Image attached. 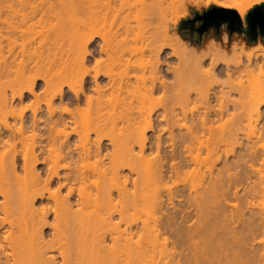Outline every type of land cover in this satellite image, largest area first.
I'll list each match as a JSON object with an SVG mask.
<instances>
[{"label": "bare ground", "instance_id": "bare-ground-1", "mask_svg": "<svg viewBox=\"0 0 264 264\" xmlns=\"http://www.w3.org/2000/svg\"><path fill=\"white\" fill-rule=\"evenodd\" d=\"M175 1L0 0V264H264V243L256 240L264 231V212L258 211L249 218H244L241 211L235 217L232 215L231 223L240 220L244 223L242 228L225 225L228 218L220 217L225 220L222 221L225 227L219 223L224 232L220 234L216 228L218 235L200 238V226L197 237V232L194 236L184 234V225L183 228L177 225L183 213L168 210V205L182 193L168 190L170 194L164 198L160 185L161 191L157 192L161 196L155 192L152 202L141 198V194L150 197L156 185L167 178L166 174L175 176L185 166L195 165V168L200 164L201 158L194 152L199 124L203 127L207 118H190L185 109L191 102L200 99L210 104L218 100L221 107L215 113L218 118L238 105L240 98L244 108L255 115L264 108V86L250 96H242L244 87L240 89L241 85L231 83L232 77L236 78L234 74L240 71L244 75L248 72L253 76L256 71L264 75V54H237L244 44L240 39L232 42L230 49L224 42L209 40L207 51L199 55L176 31L169 33L168 22L184 13ZM190 1L200 6L197 0ZM209 2L220 6L219 0L206 3ZM249 8H238L241 19ZM133 23L143 29L141 33L147 41L139 67L143 81L135 86L133 93L138 100L136 107L128 96L133 89H128V93L123 84H116L110 61L115 40L134 29ZM20 40H25V45L16 52L14 45ZM94 45L97 48L92 50ZM58 52L61 53L59 68ZM232 53L236 55V63L230 61L228 54ZM167 55L177 59L175 65H167L165 69L173 73L171 81L162 76L161 66ZM198 75L212 79L225 77V85L221 89H202L195 79ZM237 78L240 80V76ZM230 84L236 88H230ZM228 87L230 90H226ZM237 87L240 96L235 99L231 90L238 91ZM156 89L163 92L164 99L158 105L163 112L157 110V105L146 108ZM158 121L165 122L162 129L168 134L174 159L168 155L167 161L173 162L169 161L168 166V162L158 161L156 157L158 162L147 163L149 167L135 166L136 157H143L148 146L163 148L162 135L155 129ZM121 123L127 125V132H117ZM231 130L226 133L228 139ZM104 141L113 147L109 156ZM179 148L182 156L177 153ZM248 148L251 147L244 146L242 153L233 159L226 150L217 156L221 168L217 176L212 174L207 191L192 197L196 199L192 204L194 210L201 212L206 208L207 211L211 205L216 208L214 211L220 210L218 193L231 185L236 189L238 183L248 179L246 163L259 153ZM104 155L110 157L107 167L103 163L104 167L88 169L82 163L91 157L101 161ZM19 169L24 172L23 178L18 174ZM139 198L151 206L157 203L158 209L167 207L163 231L173 234V247H166L170 242L167 238L162 247L159 236L144 237L143 231L150 230L147 222L130 223L125 234H120L117 216L129 218L127 214L136 210ZM165 199L170 202L167 204ZM184 215L181 219H185Z\"/></svg>", "mask_w": 264, "mask_h": 264}, {"label": "rangeland", "instance_id": "rangeland-1", "mask_svg": "<svg viewBox=\"0 0 264 264\" xmlns=\"http://www.w3.org/2000/svg\"><path fill=\"white\" fill-rule=\"evenodd\" d=\"M187 1H189V2H185V0H182V1L176 0L175 1L176 4H178V2H179V4H178L179 7H181V9L183 10V12L186 15H184V13L183 14L180 13L178 16H173L172 21L168 22L169 33H170V35H172L173 31H176L187 42V45L189 46V48L192 47L193 49H195L199 55H202L201 53L204 54L205 53L204 51H207L206 45L211 43V42H209V40L210 41L211 40L219 41L220 43L224 42V43H226L227 48L230 49L231 45H233L234 42H237L240 39H242L244 41V44H242L239 47L237 54L244 55L245 53H250V52H253V53L258 52V53L264 54V50H263V48H264V35H262L258 32L255 36L250 35L246 31V27H247L246 19L245 18L241 19L239 13L237 12V10L240 6H247L249 8L250 4L256 5V4H258L264 0H219L220 6H217L211 2L206 3L208 0H197L198 3L200 4V6L199 5L196 6V4L191 3L190 0H187ZM198 6L200 8H198ZM221 8L235 9L238 17L240 18V23L239 24L235 23L234 26L231 28L228 21L224 20V21H221L217 25H215L214 23H211L204 30L200 31L199 28L201 26H203L202 25L203 20L199 16L208 10H211L212 12H214L218 16L220 14H223V12H224ZM251 8H249V9H251ZM187 11H188V13H187ZM133 26H135V27H133L134 29H131L128 33L122 34L121 36L117 37V39L115 40V42H114L115 46H113L114 49L112 48V55H111V57H113L112 58L113 61L111 59H110V61L113 62V63H111V66H113L112 71H113L114 78H116L115 79L116 84L117 85L123 84L122 85L123 88H127L126 90L128 91V93L130 92L128 89H130V90L133 89V90H131V92L129 93L128 96H129L130 100H131V98L133 99L132 105L134 107H136L135 104H138V103H136V102H138V100H137L136 96L133 95V93H134L135 86L142 84V81H143V77H142L143 73L141 71L142 69L141 68L139 69V67H141L140 66L141 57H142L143 51L145 50V46L147 44V41L143 37V33H141V31L143 29L138 27L137 23H133ZM136 26H137V28H136ZM173 29H175V30H173ZM224 34H226V35H224ZM224 36L227 37V38L225 37V39H227V40H225L226 42L223 39ZM25 40H23V41H25ZM23 41L22 40L18 41L17 44L19 46L17 44L14 45L15 47L13 46L15 48L14 50L15 51L17 50L16 52H18L19 50L22 51V49L24 47L23 45H25V44H23ZM26 45H27V43H26ZM96 48H97V45H94L92 50H94ZM60 52L63 53L62 51H60ZM61 53H59L57 56L58 57V61H57L58 68L60 67ZM228 56L230 58V61L234 62L235 60H237V59H235L236 55L234 53H232L231 55L228 54ZM104 58H106V56ZM176 63H177L176 57L171 56V55H167V58L163 59V64L161 66V68L163 69L162 76L167 81L172 80L171 77L173 78V73L171 72V70H167L168 71L167 72L165 69L167 68V65L168 66L170 64L175 65ZM235 63H236V61H235ZM207 67H208V65L204 66V68H206V69H207ZM242 72H244V71H242ZM238 73H237L238 76L236 74H234V77L237 78L240 76V80H238L239 78L236 79V78L232 77L231 83L236 84V85L238 84L241 86L243 85L242 87L238 86V85L237 86L240 87V89L244 87V89L243 90L241 89L242 93L239 92L240 89L238 87H237V89H239L238 91H236V90L233 91V89L231 90L232 96L234 97V95H235V97H234L235 99H236V97H238L239 93L242 94V96H244V95L250 96L251 93H253L254 91H258L259 89H261L264 86V75H260L258 71H256L254 74H252L253 76L248 75L249 74L248 72L245 73L247 76L242 74L241 71ZM183 76H184V74H182V77ZM224 78L225 77L212 79L208 76L203 77L202 75L201 76L198 75L195 77V79H197L198 82L201 83V86L203 87L202 89H206L208 87H215L216 89H221L225 85L224 84ZM243 78H244V80H243ZM200 81H202V82H200ZM203 81H205V82H203ZM240 82L242 84H239ZM232 84H230L231 86H229V87L230 88H233V87L236 88V86L235 85L233 86ZM128 87H130V88H128ZM229 87L226 90H230ZM126 90H124V91H126ZM156 90H158V91H156ZM156 90H155L156 92L155 91L153 92V97L151 99V102L150 101H149L150 103L147 102L146 108H150V107L154 108L157 105L156 106L157 110L162 111L161 110L162 106L159 107L158 105H161L162 104L161 100L164 99L163 98L164 97L163 92L161 91V89H156ZM244 90H245L246 94L244 93ZM127 91H126V93H127ZM115 93H116V91L113 92V95ZM240 94H239V96H240ZM199 100H195V103H194V101L191 102V104L187 106L185 111L189 117L194 116L195 120H198V118H202V117L207 118L206 119L207 122L204 124V125H206V127L204 125H203V127H200L201 124H199V129H198L199 132L197 135L198 140L196 141L197 142L196 143V145H197L196 149L197 148H199V149H197V150L195 149L196 152H194L195 154L200 156V158H201V159L199 158L200 164L196 165V167H195L196 169L193 167L195 165H193V166L191 165L190 167L185 166L184 168H182L183 170L181 171V173L177 174L178 176L177 175L173 176V174H171V173L166 174L167 178L165 177L166 179L163 181V183L161 182L162 184H160V182H159L156 185V187L158 186L159 188L158 187H157V189L155 188L156 190L153 191L152 194H149L150 197L147 198L141 194V198L150 200L149 202H152L151 199L153 197H151V196H153V194L155 192H156L155 194L156 195L158 194L159 196H161L163 194L162 197H164V198H167L168 193L170 194V192L171 193L179 192V194L182 193L180 195H183V196L179 195L180 197L178 196V198L177 197L174 198L173 202H171L168 205V208H169L168 210L174 211V212L178 211L179 214L183 213V215L186 214V215H184L185 219H183V218L181 219L180 216L183 217V215H179V220H178L177 225L181 226V227L184 225L183 226L184 228L182 227L184 234L187 233L188 235L194 236V233L197 232V233H195V236H196L199 231H202L199 233L200 238H202V236H205L206 238H210V237H213V235L216 236V233L218 231H220V234L222 233V231L224 232V229H225L224 227L227 223L230 224V226L233 225L231 227H234V226L239 227L240 226L242 228L244 223L240 220L236 221V223L234 222V224L231 223V221L233 220V218L231 216L233 215V217H235L236 214L240 213V211L245 213V215L243 216L244 218H249L250 216L256 214L258 211L262 212V213L264 212V189H263L264 186H262V183L264 185V110H263L264 108L259 109L260 112L258 113L259 114V117H258V114L255 115V113H253L249 109L244 108V105H242V102H241L242 99L240 98L238 105H235V107H231L228 111H226L225 114H223V116L218 118L215 115V113L220 112V108H221L218 100H213V101H211L210 104H207V103L203 102L202 100H200V101ZM138 106H137V108H138ZM127 107L125 106V108H127ZM245 109H247V110H245ZM154 110H156V109H154ZM247 111L248 112L250 111L249 114ZM262 114H263V116H262ZM207 116H209V117H207ZM258 119H260V120H258ZM208 120H209V123H208ZM183 122H184V120H182V123ZM120 125L121 126L118 127L117 132L118 133L119 132L123 133L124 131L127 132V125H125V124L122 125V123ZM155 125H156V127H155L156 133L161 134L162 138L164 140L163 148L160 150H157L155 147H152V149H151V147L148 148L149 147L148 146L147 150L142 153V154H144L143 157H140L142 155L139 154L140 151H139V149H136V148H138V146H136L135 151L138 150V152L136 151V153H138L140 156L137 154L136 156H139V157L135 156L137 158V161H136V163H134V162L133 163H134V165L137 164V166H139L140 168H143V167L145 168L147 163L153 164L152 161L155 162V160L157 161L158 158H159L158 161H164L165 163L168 162L167 163L168 166L171 164V162H169V161L173 162V160H174L171 156V153H173V151H172V148L170 147L171 145L169 144L170 140L168 139L169 138L168 134H166L167 132H165L163 130L164 127H166L165 122H159L158 121V122H156ZM207 125H208V127H207ZM122 126H124V127L126 126L125 127L126 130ZM162 127H163V129H162ZM229 129L230 130L232 129L230 131L232 133L230 139H228L226 137V133H228ZM176 130H177V127H176ZM151 133L152 132L149 131L148 135H151ZM236 134H237V136H236ZM91 137H92L91 139L93 141L95 139V135H93ZM226 138L228 139V141L226 140ZM226 141L228 142V146H226ZM104 143L106 144V145L104 144L105 147L108 148V150H106L108 153L106 151H104V154L106 152L109 156V152H111L113 150V147L109 143V141L108 142L104 141ZM107 143H109V144H107ZM244 146L246 149L248 146L251 147L248 149H251V152L253 151V153H255L257 151L259 152V153L254 154V158L249 159V161L246 163V170L248 169V171L246 173L248 176L250 175L248 177V179L245 180V181H247L246 184L244 183L245 181L241 182V184L238 183L236 186L237 191H236L235 187L231 185V187L228 190L225 189V191H220L218 193L217 197L221 201V204H220L221 206L219 205V207H221V209L219 208L220 210H218V208H217V210L219 212L214 211L213 209L215 207L212 205L210 208L211 210L209 208L207 209V211L205 208L201 212H199L198 209L194 210V208H192L193 207L192 204H193L194 200L196 202V199L193 198L194 199L193 200L192 197H194V196L196 197L197 193L200 196H201V194H204L208 189L207 186H209L208 183L210 182L211 178L213 177V175L217 176L216 173H218L219 168H221L222 163L217 159V156L226 150L227 152H229V154H228L229 158L232 157V159H233L234 158L233 156L240 155L242 153ZM18 148L20 149V145H18ZM180 149L181 148L177 149V153L180 152V155H181L182 150L180 151ZM239 149H241V150H239ZM239 152H240V154H238ZM182 153H183V151H182ZM158 155H159V157H158ZM168 155L173 160L171 159V160L167 161L169 158ZM183 156H184V154H183ZM255 156H257V157H255ZM156 157H157V159H155ZM103 158L104 159H101V161H99L100 158L97 159L95 157H91L82 163H84V166H86L88 169H94V168L98 169L100 166H102L103 163H104L103 165L105 167H107L110 164V162H109L110 160H108L110 157H107V155H104ZM165 158H167V159L165 160ZM176 158L179 159V157H176ZM178 159H175L176 162H179L180 159L179 160ZM132 160L135 161L134 157ZM98 162H100V163H98ZM60 163L62 164V162L59 161V164ZM106 163H109V164H106ZM148 165L150 166V164H147V167H149ZM37 166L39 169L42 168V165H40V164ZM104 166H102V167H104ZM139 167H135V168H137L136 170H139L140 169ZM147 167H146V169H148ZM100 169L103 170V168H100ZM235 170L236 169H233L232 171H235ZM126 172H128V170ZM139 172H141V171H139ZM18 174L20 175L21 178L24 177V172H22L21 169H19ZM249 183H250V185L248 186ZM239 184H240V186H239ZM160 185L162 187L161 188V190H162L161 195L157 192V190L161 191ZM140 189H139V192H140ZM233 191H235L236 194ZM258 192H260V193H258ZM184 193H186V194H184ZM155 194H154V196H155ZM238 194H240V195L238 196ZM235 195L237 198L235 197ZM190 196H191V198H190ZM155 198H156V196H155ZM155 198H154V200H156ZM0 199H1V196H0ZM139 199H138V202L136 203L137 205L135 204L136 210H132V211H130V214H127V216L129 215V218L126 217V219L124 220L122 218L120 219L119 218L120 216H117L118 219H116V223L119 224L118 229H120L119 230L120 234H122V235L125 234L124 232H125V230H127L126 228H128L130 226V223L131 224L133 223V225L135 223H137L136 225H141L142 223L147 222L148 224H146V225L147 226L149 225L148 228H150V230L152 228V230L151 231L146 230L147 232L150 233V235L146 231H143V236L144 237L148 236L149 238L151 237V235L153 237V234H154V238L156 235H157L156 238L159 236V238H157V239L160 241V246H162V247L165 246L163 240L165 241V239L167 238L166 241L169 240L170 242L167 241L169 245H166V247L169 246L167 248H171V246H172L171 241L173 243V241L175 240V239H173V236H172L173 234H171L170 232L163 231V224H164L165 217H166L165 215L167 214V211H168L167 207H166V210L163 208V210H164L163 211L161 207H159V209H158L157 203H155L156 206H154V205L151 206L150 203H148V201H145V200L142 201L143 199H140V201H139ZM188 199H191V200H188ZM165 200H166L167 204H168V202H170V201H167V199H165ZM191 201H192V203H191ZM119 203L120 204H118V205H121L122 202L119 201ZM207 204H208L207 206L210 207L209 201H207ZM154 209H155V211H154ZM121 210H122V205H121ZM184 211H185V213H184ZM186 211H187V213H186ZM210 211H213V212H210ZM188 213H190V215ZM124 214H125V212H124ZM124 214H123V217L126 216ZM187 214L189 215V218H187V216H188ZM224 214L226 217L224 216ZM220 217L222 219L228 218V219H226L227 220L226 223H224L225 225H223V222H222V221L225 222V220H222ZM229 220H230V222H228ZM179 221H180V223H179ZM207 222H209V223L207 224ZM216 222H217V224H216ZM219 223H222V225L224 226V227L222 226L223 229L222 228L220 229ZM161 225H162V227H161ZM208 225H211V227ZM198 226H200V228ZM106 227L107 226H105V228ZM213 227L215 229H213ZM98 228H99V226H98ZM105 228L102 227V231H105L104 230ZM188 228L190 230L193 229L194 231L191 230V232H189L190 230L188 231ZM197 228H199V231ZM216 228L218 231L216 230ZM100 231H101V228H100ZM218 233H217V235H218ZM257 236H256V240L258 239L259 241H261V242L263 241V243H264V231L259 233ZM205 237H203V238H205ZM161 242H163V243L161 244Z\"/></svg>", "mask_w": 264, "mask_h": 264}, {"label": "water", "instance_id": "water-1", "mask_svg": "<svg viewBox=\"0 0 264 264\" xmlns=\"http://www.w3.org/2000/svg\"><path fill=\"white\" fill-rule=\"evenodd\" d=\"M224 12L223 14L216 15L211 10L205 11L199 17L203 20V23L199 29L204 30L209 24L214 23L219 24L221 21H228L231 28L234 24L240 23V18L238 17L236 11L230 8H221ZM245 19L247 21L246 31L255 36L258 33L264 35V1L254 5L246 13ZM238 28V27H237Z\"/></svg>", "mask_w": 264, "mask_h": 264}]
</instances>
